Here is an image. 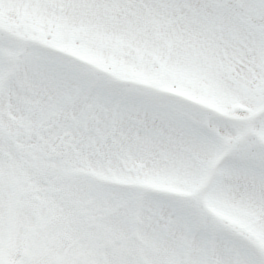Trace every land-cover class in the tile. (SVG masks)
<instances>
[{"label": "snow or ice", "instance_id": "6c2138e0", "mask_svg": "<svg viewBox=\"0 0 264 264\" xmlns=\"http://www.w3.org/2000/svg\"><path fill=\"white\" fill-rule=\"evenodd\" d=\"M0 264H264V0H0Z\"/></svg>", "mask_w": 264, "mask_h": 264}]
</instances>
